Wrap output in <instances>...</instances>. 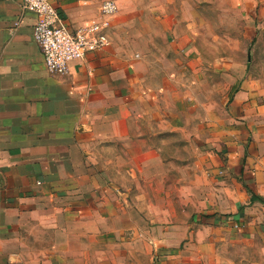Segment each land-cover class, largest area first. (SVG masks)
I'll return each instance as SVG.
<instances>
[{"label":"crops","instance_id":"crops-1","mask_svg":"<svg viewBox=\"0 0 264 264\" xmlns=\"http://www.w3.org/2000/svg\"><path fill=\"white\" fill-rule=\"evenodd\" d=\"M103 1L50 0L71 30L105 19ZM112 1L109 44L54 74L36 15L0 0V264H204L233 235L264 242V88L248 49L243 62L207 55L209 0ZM179 158L193 212L132 249L140 238L100 176Z\"/></svg>","mask_w":264,"mask_h":264},{"label":"rangeland","instance_id":"rangeland-1","mask_svg":"<svg viewBox=\"0 0 264 264\" xmlns=\"http://www.w3.org/2000/svg\"><path fill=\"white\" fill-rule=\"evenodd\" d=\"M202 10L208 17L206 24H202L208 33L203 45L207 55L226 54L243 62L246 61L248 49L247 74L264 88V0H209ZM215 44L219 49L212 48ZM155 146H160L164 153L170 151L172 145L157 143ZM173 146L177 150L176 154L180 153L179 156L195 151L187 143H174ZM164 162H173L174 166L164 172H153L156 168H149L147 161L143 165L142 160H128L124 163L128 167L121 177L109 180L100 176L102 183L106 182L111 194L116 196L115 210L127 217L126 223L132 227L129 229L131 238H140L135 242L136 245H131L132 249L142 250L146 247L145 243L149 248L154 238L160 237L168 227L182 222L185 215L193 212L194 206L191 208L190 203L185 204L187 198L195 197L193 176L188 177L179 168L186 160L179 158ZM141 166L144 170L140 173ZM194 213L201 215L200 212ZM142 233L143 236L140 235ZM140 240L145 243L142 244ZM202 263L264 264V242L257 237L233 235L217 256Z\"/></svg>","mask_w":264,"mask_h":264},{"label":"built area","instance_id":"built-area-1","mask_svg":"<svg viewBox=\"0 0 264 264\" xmlns=\"http://www.w3.org/2000/svg\"><path fill=\"white\" fill-rule=\"evenodd\" d=\"M22 8L37 17L33 39L47 69L54 74H65L69 63L83 59L86 53L101 50L109 44L106 17L117 10L114 1L105 0L100 6L105 19L92 20L71 30L50 0H23ZM17 25L18 22L15 23Z\"/></svg>","mask_w":264,"mask_h":264},{"label":"trees","instance_id":"trees-1","mask_svg":"<svg viewBox=\"0 0 264 264\" xmlns=\"http://www.w3.org/2000/svg\"><path fill=\"white\" fill-rule=\"evenodd\" d=\"M251 199H258V200H260V198L259 197H251Z\"/></svg>","mask_w":264,"mask_h":264}]
</instances>
